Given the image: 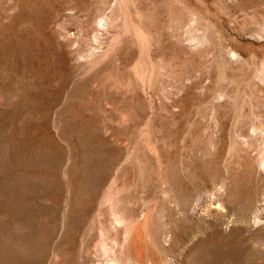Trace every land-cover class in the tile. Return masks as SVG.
<instances>
[{
    "label": "rangeland",
    "instance_id": "rangeland-1",
    "mask_svg": "<svg viewBox=\"0 0 264 264\" xmlns=\"http://www.w3.org/2000/svg\"><path fill=\"white\" fill-rule=\"evenodd\" d=\"M263 194L264 0H0V264H264Z\"/></svg>",
    "mask_w": 264,
    "mask_h": 264
},
{
    "label": "bare ground",
    "instance_id": "bare-ground-1",
    "mask_svg": "<svg viewBox=\"0 0 264 264\" xmlns=\"http://www.w3.org/2000/svg\"><path fill=\"white\" fill-rule=\"evenodd\" d=\"M110 9V8H109ZM106 20L105 17H102L101 19H99L98 23H100L101 25L104 23V21ZM106 26V25H105ZM262 132V131H261ZM253 161V160H252ZM262 166V164H261ZM260 166V167H261ZM257 167V165H256ZM259 167V168H260ZM239 187V193L237 194V200H238V203L240 204V213H241V185L238 186ZM262 189V188H261ZM227 191V190H226ZM229 194V192H226ZM264 195V194H263ZM247 196V195H246ZM264 197V196H263ZM24 201V200H23ZM264 201V200H263ZM14 202V201H13ZM259 202V201H258ZM261 204V203H260ZM262 205V204H261ZM213 206V205H212ZM214 207V206H213ZM261 207V206H260ZM263 210H260V209H256V211L254 212V215H253V221L254 223L256 224H264V213H263ZM116 215V214H115ZM239 215V214H237ZM22 216V215H21ZM239 220L238 222L241 223V215L238 217ZM236 219V218H235ZM114 220L115 222L117 223H122L121 222V219L120 218H117V217H114ZM125 221V220H124ZM237 222V221H236ZM241 225V224H240ZM121 226V225H120ZM238 230V229H237ZM138 231V230H137ZM240 232V231H239ZM137 234V233H136ZM241 234V233H240ZM131 239H134V241H128L129 243H127V249L128 247L133 249L134 252H142V247L140 245V239L138 237V235L135 236V238H131ZM128 240V239H127ZM115 243V242H114ZM107 244V243H106ZM115 245V244H114ZM257 245L260 247V249H262V253L259 252L260 254V258L264 260V234L260 237V239L257 241ZM121 247V246H120ZM101 248V247H100ZM102 248L104 250V252L107 254L109 253L107 248H106V245L105 243L102 244ZM117 248V247H115ZM125 248V247H124ZM111 249V248H110ZM118 250V249H116ZM209 250H211L212 252H214L215 250L218 252L217 256H220L221 259H239L240 260V264H241V255H244V249L241 248V239L240 241L236 242L235 243H231V242H225V241H219V242H212V244H210V247H209ZM114 251V250H113ZM128 251V250H127ZM260 251V250H259ZM126 252V250H125ZM139 254H136V258L133 260V259H128V258H125L123 263L119 262L118 260H115V259H110L108 262H106V264H144L141 260V255ZM211 254V253H210ZM115 257V256H114ZM218 258V257H217ZM118 259V258H117ZM220 260V259H219ZM225 260V261H226ZM224 261V262H225ZM223 262V261H222ZM221 262V263H222ZM237 263V262H236ZM97 264H100V263H97ZM149 264H152L151 262H149Z\"/></svg>",
    "mask_w": 264,
    "mask_h": 264
}]
</instances>
